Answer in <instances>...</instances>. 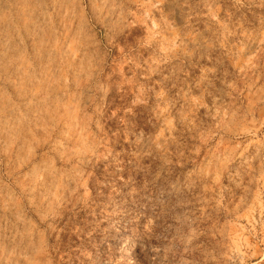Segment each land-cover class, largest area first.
Here are the masks:
<instances>
[{
  "label": "rangeland",
  "instance_id": "obj_1",
  "mask_svg": "<svg viewBox=\"0 0 264 264\" xmlns=\"http://www.w3.org/2000/svg\"><path fill=\"white\" fill-rule=\"evenodd\" d=\"M0 264H264V0H0Z\"/></svg>",
  "mask_w": 264,
  "mask_h": 264
},
{
  "label": "bare ground",
  "instance_id": "obj_2",
  "mask_svg": "<svg viewBox=\"0 0 264 264\" xmlns=\"http://www.w3.org/2000/svg\"><path fill=\"white\" fill-rule=\"evenodd\" d=\"M133 243V242H132ZM137 248V247H136Z\"/></svg>",
  "mask_w": 264,
  "mask_h": 264
}]
</instances>
